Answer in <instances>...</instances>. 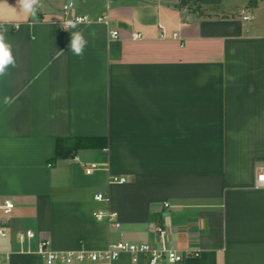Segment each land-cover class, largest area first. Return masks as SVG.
Segmentation results:
<instances>
[{
  "label": "crops",
  "instance_id": "0c3cea01",
  "mask_svg": "<svg viewBox=\"0 0 264 264\" xmlns=\"http://www.w3.org/2000/svg\"><path fill=\"white\" fill-rule=\"evenodd\" d=\"M68 3L109 22L60 32ZM0 23L16 61L0 78V198L14 205L0 264H45L41 239L55 251L155 246L157 228L183 254L161 264H264V0H41L36 20L0 0ZM57 139L71 150L62 158ZM92 163L103 168L85 174ZM26 231L35 238L19 242Z\"/></svg>",
  "mask_w": 264,
  "mask_h": 264
},
{
  "label": "built area",
  "instance_id": "2783aa9c",
  "mask_svg": "<svg viewBox=\"0 0 264 264\" xmlns=\"http://www.w3.org/2000/svg\"><path fill=\"white\" fill-rule=\"evenodd\" d=\"M68 3L62 7V17L57 21L58 30L60 32L66 31L65 24L67 21H72L76 25L80 24H104L109 22L107 15H102L94 19L86 15H70L68 11L71 8ZM247 20V17H243ZM1 24V23H0ZM109 37L112 41H117L119 38L118 31L110 29ZM172 38H176V34H172ZM141 35L138 33H131V40H139ZM159 38L164 39L165 34L159 33ZM101 164L92 163L84 168L85 174H90L93 171L102 169ZM111 183H124L125 179L117 176H110ZM254 187L264 188V167L259 168L254 176ZM92 201L95 203H106L108 198L102 194H94ZM14 205L9 199L0 198V237L6 235L5 222L8 215L13 210ZM93 217L96 221H104L113 228L119 227L117 214L112 211H104L100 208L95 209ZM157 245L150 246L144 243H127L116 242L107 246V248L99 251H55L49 247V242L46 239L37 241L34 254L40 257L45 264H113L121 255L125 254L130 257L132 264H138L144 260L146 264H161V263H178L182 261L183 254L176 250L170 249L167 244V231L164 229H156ZM35 235L30 231H26L24 235H18L17 240L22 242L24 239H34ZM193 256H196L193 253Z\"/></svg>",
  "mask_w": 264,
  "mask_h": 264
},
{
  "label": "clouds",
  "instance_id": "9594fccd",
  "mask_svg": "<svg viewBox=\"0 0 264 264\" xmlns=\"http://www.w3.org/2000/svg\"><path fill=\"white\" fill-rule=\"evenodd\" d=\"M19 8L23 9L25 13L30 14L33 20L37 19V12L40 7L41 0H17ZM77 25L72 21H67L65 24V30L67 28L75 29ZM7 29L3 24H0V78L7 75L8 68L16 67V61L12 53V46L6 40ZM89 35L95 38V32L89 33ZM88 44V40L85 38L82 31H74L71 33L70 50L71 52L83 58L84 50ZM61 53L63 51H60ZM13 98L5 96L3 103L5 105L13 103Z\"/></svg>",
  "mask_w": 264,
  "mask_h": 264
},
{
  "label": "trees",
  "instance_id": "16d2710c",
  "mask_svg": "<svg viewBox=\"0 0 264 264\" xmlns=\"http://www.w3.org/2000/svg\"><path fill=\"white\" fill-rule=\"evenodd\" d=\"M188 1H192L193 3L197 2L198 0H180V2L182 4H184L185 2H188ZM99 141V139H95V138H86V139H83V138H79V139H76V142H77V145H83L84 142H88V143H93V144H97ZM65 140L64 139H57L56 141V152H55V157H64L66 155L69 154V152H71V150L69 148H67L64 144ZM79 143V144H78ZM71 156V155H70Z\"/></svg>",
  "mask_w": 264,
  "mask_h": 264
}]
</instances>
